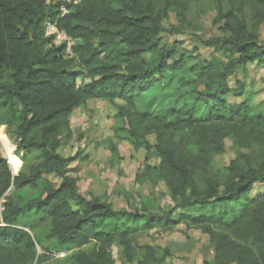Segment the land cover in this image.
Instances as JSON below:
<instances>
[{"label":"trees","instance_id":"16d2710c","mask_svg":"<svg viewBox=\"0 0 264 264\" xmlns=\"http://www.w3.org/2000/svg\"><path fill=\"white\" fill-rule=\"evenodd\" d=\"M68 7L61 16L47 0H0V126L15 133L17 153L40 158L15 174L0 155V264H44L57 249L71 251L75 264H117L114 247L121 264H173L170 246L141 240L181 224L208 236L214 256L204 264H264V112L244 83L227 87L240 69L264 67V0H72ZM170 11L179 33L194 27L191 12H215L220 34L202 43L220 56L177 58V43L162 40ZM48 20L74 39V58L49 45ZM231 94L244 97L236 108ZM92 99L116 108L114 136L104 144L117 161L115 138L146 151L126 209L85 192L71 168L78 156L62 153L76 136L74 112ZM225 139L236 157L219 168ZM256 184L263 189L252 196ZM237 203L244 207L229 217ZM212 205L218 212H199ZM31 213L48 224L53 246L26 224Z\"/></svg>","mask_w":264,"mask_h":264},{"label":"rangeland","instance_id":"374dc122","mask_svg":"<svg viewBox=\"0 0 264 264\" xmlns=\"http://www.w3.org/2000/svg\"><path fill=\"white\" fill-rule=\"evenodd\" d=\"M49 4H54V10L60 15L63 8L69 6L70 1L51 0ZM214 18L215 12L213 11L204 14L193 11L190 14V19L193 21L194 27L188 31L179 33L175 29L179 24L176 14L170 11L168 18L164 21L165 31L162 34V40L168 44L177 43V58H179L182 52L197 59H210L214 55L220 56L202 43L203 39L220 34V25L214 23ZM259 32L261 38H264V24L260 26ZM148 57L149 55L146 56V58ZM238 82L244 83L248 91L255 93L254 103L260 106V110L264 112V67L254 64L250 65L246 71L240 69L236 75L228 80L227 87L234 90ZM227 100L232 108H236L244 100V97L240 98L231 94L227 97ZM116 112V108L109 102L97 99L89 100L86 106L74 112L72 116V128L76 136L72 145L62 149V153L67 156H78V159L74 160L71 164V168L75 167V170H73L74 175H82L83 183L90 181L93 184L92 186L97 184L99 192L108 193L110 190L111 194L115 192L113 188L118 184L124 186V188L133 190L135 188V171L147 165L144 160L146 151L140 149L132 154L130 147L128 150L123 149L125 152L127 151L128 155L121 168L122 173L118 174L111 168L110 162L116 159V157L115 155H110L111 152L106 148L104 141L113 134ZM4 114L5 109L0 106V118ZM4 127L0 126V155L3 158H7L10 162V159L6 155V150H10V153L16 157L14 162H10L13 171L15 173L19 171L28 172L30 166L38 163L40 158L34 152L26 153L25 151H21L17 153L18 147L15 144V133L13 130H8V128L7 130L3 129ZM79 136H81V139H79ZM149 141L154 150V145L156 144L155 136H150ZM224 143L226 152L216 159V166L219 168L227 166L236 157L237 148L233 145L232 141L225 139ZM90 153L92 156H90ZM87 154H89L88 158L84 159L83 157ZM157 161L158 158L156 156L151 159L152 164H155ZM49 177L55 181H60V178L57 176ZM262 189V184H256L252 196H256ZM83 190L87 192V189ZM157 194L161 197L164 205L170 203V198L164 185L160 186ZM113 201L115 207L118 209L128 208L129 206V201H126L123 197L119 199L113 198ZM243 207V204H234L233 208L235 211H232L229 217L239 215ZM218 209L217 205H212L198 211L200 213L212 214L218 212ZM38 219L39 216L37 214L31 213L26 218V224L37 228V233L46 246H53L52 242L45 239L49 229L48 224L45 222L40 224ZM141 241L170 246L173 264H204L206 260H211L214 256L213 247L208 240V236L197 229L189 231L184 225H178L172 231L153 230L151 236H144ZM57 250L64 251L67 253V256L65 258H58L51 253L50 258L44 264H75L70 259L71 251ZM113 255L117 264H121L116 248H114Z\"/></svg>","mask_w":264,"mask_h":264},{"label":"crops","instance_id":"0c3cea01","mask_svg":"<svg viewBox=\"0 0 264 264\" xmlns=\"http://www.w3.org/2000/svg\"><path fill=\"white\" fill-rule=\"evenodd\" d=\"M71 122H73V120H71ZM113 136H114V132L109 137H113ZM114 142L117 145V150H118V154H119L120 160L117 161L116 159H114L113 160V163H112V160H111V162H110L111 165L110 166H111V168L113 170H115L119 174V173H122L121 168L123 167V163L126 161V159H127L126 156L128 155L127 154V151L125 152L123 149L128 150L131 147L132 154H134L136 150L133 148V145L129 141H127V140H119V139H116L115 138L114 139ZM122 151H124V152H122ZM88 155L89 154H87L85 156V158H88ZM90 156H92L91 153H90ZM144 160H145V155H144ZM137 172L138 171L136 170L135 171V174H134V185H135V188L133 190H130L129 188H126V187L124 188V186H121V185L118 184V185H115V187L113 188L115 190V192H113V194H111V191L110 190H109L108 193L107 192L106 193L105 192H101V191L99 192V186L97 184H95L94 186H92L93 184L90 181H88L86 183L85 182L83 183V180L81 178L82 175L79 176L80 177V185L82 184L81 185L82 189H85V190L87 189V192H89V193H94L95 195L102 196L103 199H106L107 198L108 201L114 206V208L115 209H118L114 205L113 198L119 199V198H122L123 197V198L126 199V201H129V205L132 203L131 195H132L133 192H136L138 190V187H139V185L137 183H135V176H136V173ZM145 193H148V190L145 191ZM112 195H114L115 197L114 196L112 197ZM123 209H126V208H123ZM114 248L117 249V247H114ZM117 251H118V249H117Z\"/></svg>","mask_w":264,"mask_h":264},{"label":"built area","instance_id":"2783aa9c","mask_svg":"<svg viewBox=\"0 0 264 264\" xmlns=\"http://www.w3.org/2000/svg\"><path fill=\"white\" fill-rule=\"evenodd\" d=\"M51 0H47L49 4ZM70 3L72 0H69ZM77 3V1H74ZM70 11V7L65 6L61 12V16L67 14ZM44 35L46 38L50 40L51 46L55 47H63L65 52V57L67 59H71L75 57V52L73 49L74 39L69 36L65 31H62L58 28L56 22L48 20L45 24V32ZM52 254L58 258H65L67 253L64 251L53 250Z\"/></svg>","mask_w":264,"mask_h":264},{"label":"bare ground","instance_id":"6f19581e","mask_svg":"<svg viewBox=\"0 0 264 264\" xmlns=\"http://www.w3.org/2000/svg\"><path fill=\"white\" fill-rule=\"evenodd\" d=\"M6 155L10 159L11 163L14 162V160H16V157L12 153H10V150H6Z\"/></svg>","mask_w":264,"mask_h":264},{"label":"water","instance_id":"95a60500","mask_svg":"<svg viewBox=\"0 0 264 264\" xmlns=\"http://www.w3.org/2000/svg\"><path fill=\"white\" fill-rule=\"evenodd\" d=\"M10 163V162H9ZM15 174H17V173H15Z\"/></svg>","mask_w":264,"mask_h":264}]
</instances>
